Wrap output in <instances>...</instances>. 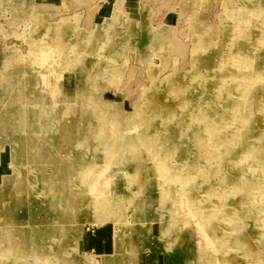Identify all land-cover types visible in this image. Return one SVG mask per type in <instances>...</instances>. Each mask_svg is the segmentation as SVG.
I'll use <instances>...</instances> for the list:
<instances>
[{
    "label": "rangeland",
    "instance_id": "rangeland-1",
    "mask_svg": "<svg viewBox=\"0 0 264 264\" xmlns=\"http://www.w3.org/2000/svg\"><path fill=\"white\" fill-rule=\"evenodd\" d=\"M105 1L0 0V264H264V0Z\"/></svg>",
    "mask_w": 264,
    "mask_h": 264
},
{
    "label": "crops",
    "instance_id": "crops-1",
    "mask_svg": "<svg viewBox=\"0 0 264 264\" xmlns=\"http://www.w3.org/2000/svg\"><path fill=\"white\" fill-rule=\"evenodd\" d=\"M161 1L162 0H126L125 2L126 14H128L130 18H134L139 27L144 26L146 28L144 31L142 30L140 34L142 48L150 49L157 46L159 47L160 43L157 41V39L161 37L159 32L168 31L171 27H173V30H176L181 21L184 24L188 22L185 18H187L191 12V4L186 6L185 4H187V2H184V0H172L164 3H161ZM189 1H191V3L194 2L192 8L193 14L210 12L209 7L211 6V0H188V3ZM105 2L104 0L103 4ZM104 8H106L105 4L100 7V10ZM184 15L186 17H183ZM152 23H157L158 26L159 23H161L157 29L158 37L146 35ZM143 41L147 42V44H143Z\"/></svg>",
    "mask_w": 264,
    "mask_h": 264
},
{
    "label": "bare ground",
    "instance_id": "bare-ground-1",
    "mask_svg": "<svg viewBox=\"0 0 264 264\" xmlns=\"http://www.w3.org/2000/svg\"><path fill=\"white\" fill-rule=\"evenodd\" d=\"M240 43V41L238 42V44ZM241 45V44H240ZM234 51H236V52H238V54H241L242 52H241V50H239V47L236 49V50H234ZM203 56V55H202ZM201 57V56H200ZM232 59L233 58H235V60L237 59V61L240 63L242 60H240V59H238V57H240V55H238V57H237V54L236 53H234L233 52V54H232ZM199 59V58H198ZM201 59V58H200ZM199 59V60H200ZM212 70V69H211ZM209 75V74H208ZM251 77V76H250ZM164 110V109H163ZM172 127V126H171ZM239 137L238 136H235V137H233V138H230V142H229V144L231 145V144H234V142L235 141H237V139H238ZM226 140H229V138H227ZM27 142V141H26ZM36 144V143H35ZM233 146V145H232ZM241 146V145H240ZM243 146V145H242ZM241 146V147H242ZM21 166H22V164H21ZM26 166V165H25ZM23 169V168H22ZM19 172V171H18ZM24 172V171H23ZM27 173V172H26ZM134 173V172H133ZM18 174V173H17ZM27 177V176H26ZM139 179V178H138ZM27 180V179H26ZM142 180V179H141ZM11 182V181H10ZM141 182V181H140ZM138 183V182H137ZM138 185V184H137ZM146 185V184H145ZM12 186V185H11ZM10 187V186H9ZM77 188V187H76ZM73 189V188H72ZM13 190H15V189H13ZM63 190H64V188H63ZM19 191V190H18ZM27 193V192H26ZM72 193V192H71ZM234 193V192H233ZM12 195V194H11ZM73 196V195H72ZM14 197V196H13ZM16 197V196H15ZM73 198V197H72ZM29 199V198H28ZM12 200H13V198H12ZM25 200H26V198H25ZM65 201V200H64ZM63 201V202H64ZM29 203V202H28ZM65 204V203H64ZM11 206H12V204H11ZM218 207V206H217ZM67 209V208H66ZM225 213H227V212H225ZM235 215V214H234ZM14 216V215H13ZM230 216V215H229ZM40 220V219H39ZM43 221V220H42ZM38 222V221H37ZM29 225V224H28ZM52 225V224H51ZM41 226V225H40ZM55 229H56V227H55ZM62 229V228H61ZM143 229V228H142ZM49 230V229H48ZM64 230V229H63ZM172 231V230H171ZM139 232V231H138ZM140 232H141V230H140ZM173 232V231H172ZM177 232V231H176ZM121 233V232H120ZM123 233V232H122ZM164 233V232H163ZM175 233V232H174ZM56 235V234H55ZM175 235V234H174ZM170 236V235H169ZM56 237V236H55ZM120 237V236H119ZM248 238V237H247ZM167 239V238H166ZM54 240V239H53ZM249 240V239H248ZM165 241V240H164ZM173 241V240H172ZM175 241V240H174ZM126 242V241H125ZM169 243V242H168ZM167 243V244H168ZM172 243V242H171ZM121 246V245H120ZM247 247V246H246ZM126 248V247H125ZM126 251V250H125ZM180 253V252H179ZM260 261V260H259ZM193 262V261H192ZM261 262V261H260ZM185 263V262H184ZM196 263V262H195ZM193 264V263H192Z\"/></svg>",
    "mask_w": 264,
    "mask_h": 264
}]
</instances>
